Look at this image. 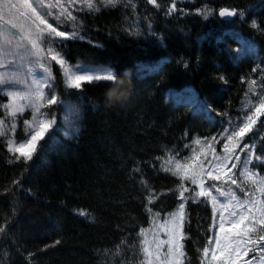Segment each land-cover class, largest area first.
I'll return each instance as SVG.
<instances>
[{
    "label": "trees",
    "instance_id": "16d2710c",
    "mask_svg": "<svg viewBox=\"0 0 264 264\" xmlns=\"http://www.w3.org/2000/svg\"><path fill=\"white\" fill-rule=\"evenodd\" d=\"M43 2L51 5L40 9L50 21L41 36L49 79L39 99L44 118L51 113L53 123L32 161L0 145V227L7 221L12 232L9 243L0 235V264H25L29 252L36 254L33 264H144L141 227L152 218L141 201L156 197L130 176L142 167L138 179L154 185L157 195L175 187L176 178L164 172L165 160L175 156L161 153L165 146L176 148L182 162L202 146L206 171L220 176H205L199 203L186 199L177 206L165 198L156 204L164 216L181 210V264H236L235 254L249 246V237L264 239V164L253 161L264 159L253 143H264V73L252 71L264 68V33L238 18L222 21L218 7L238 5L249 21L264 24V0H214L217 15L208 21L196 15L202 0H177L192 15L161 13L151 20L145 0H117L122 6L115 9L105 7V0H90L93 13L104 9L93 15H83L89 0ZM158 3L167 9L172 0ZM149 24L154 35L147 32ZM137 26L139 36L125 31ZM237 36L247 43L241 45ZM64 65L114 70L118 76L86 90L68 89ZM221 75L230 78L228 86ZM4 93L0 88V103L7 101ZM52 97L58 98L55 107L48 104ZM209 103L215 106L211 114ZM29 114L10 117L18 131L2 134L7 145L28 132ZM262 255L257 247L240 260L261 264Z\"/></svg>",
    "mask_w": 264,
    "mask_h": 264
},
{
    "label": "snow or ice",
    "instance_id": "6c2138e0",
    "mask_svg": "<svg viewBox=\"0 0 264 264\" xmlns=\"http://www.w3.org/2000/svg\"><path fill=\"white\" fill-rule=\"evenodd\" d=\"M31 2V0H30ZM113 5L114 7L112 9H115V7H121L122 5H119L117 3V0H105V7L107 5ZM152 6V7H148ZM34 8L37 10V18L40 20L41 24L47 25L50 23L49 20H46L44 18V13L40 11V9L50 8L51 5L44 4L43 0H37V3L33 5ZM239 6H219L218 7V17L223 21L227 20L229 18H232L233 20L238 18L241 23H248L250 28H252L256 32L264 33V24L259 23L256 19H251L249 21L248 17L244 15L243 12H237V8ZM108 9V10H112ZM125 10H127V7H124ZM104 9L97 8L95 10V13L91 11V3L89 0V9L83 12V15H93V14H99ZM133 10L138 11L139 7L138 5H133ZM146 14H149L146 16V19L151 20L154 16H158L159 14L163 13L166 17L167 16H175L183 14L184 16L192 15L190 11H185L183 9H179L177 6V0H172V4L167 9L165 8V5L162 3H158V0H145V9ZM75 15V13H74ZM196 15L203 16V18L208 21L215 17L217 15V6L214 4V0H202L201 6L196 9ZM59 31V29H58ZM125 31L128 32L130 35H136L139 36L141 33L139 31V26H137L136 30H132L131 27L129 29H126ZM147 32L149 34L154 35L152 32L151 25H148ZM65 37L67 38V34L65 33ZM84 39L83 35H80L77 37V35L73 36V39ZM89 42H91L89 40ZM99 46V45H95ZM54 61L58 59V57L52 58ZM63 63L64 61H60ZM264 64V61L261 62ZM185 67H188L187 62H184ZM215 71L219 72V69H215ZM252 71L264 73V68H254ZM79 74H73L68 69L66 73V85L68 89H76V90H86L85 86H97L101 83H111L112 79L117 77L118 74L114 70H109L107 74H97L96 67H93L92 70H85L80 72L78 69ZM218 79L221 80L223 86H228L229 77L228 76H218ZM17 74L16 73H0V86H2L4 89L7 90L6 96L8 98V103H0V107L3 108V112L0 113V117H3L5 120L8 119V114L10 110H12V113L16 116H19V112L23 109L16 110L14 106H16L18 103V100H24L26 97L22 94H20L17 91H12L13 89V82L16 81ZM254 83L256 81H253ZM261 84H264V75L261 76V80L259 81ZM111 95H116L117 90L113 89L110 93ZM255 99V98H254ZM58 103L57 97H52L48 104L52 107H55ZM215 106L211 105L210 103L207 105V111L211 114L213 113V108ZM49 118L44 119H37L32 121V127L30 131L28 132V135L24 138L25 142L20 143L16 142L13 145H7V142L3 140V135L0 133V145H5V148L7 151L16 154V157H19L20 160L23 161H32L33 160V153L37 149L38 142H40L43 138H45L46 133L48 132V129L52 125L53 121L50 119L51 113H49ZM260 119H264V114L261 115ZM223 130V127L221 128ZM229 130L231 131V126L229 125ZM233 136L235 135V132L231 133ZM186 137L189 140H192V133L191 130L188 129L186 132ZM255 149L257 155L264 156V143L257 144L255 141ZM194 144L200 145V141L196 140ZM191 145H186L185 149L190 148ZM217 150V148H216ZM161 153L164 151H170L173 153V156H175V159L172 157H169L167 160H165L164 172L165 174L171 173L173 177L176 179L173 181L175 184V187L168 188L167 192H162L157 195L158 189L155 188L154 185L150 183H146L143 179H138L140 177V174L142 173V167L135 168L130 176V179H136L138 181L139 188L142 189L143 192L148 193V197L155 196V199H147L145 202L144 200L141 201V206L145 210V214L152 218L151 227L148 230H144L143 227H141V230L143 231L144 235L147 234V231H151L152 229H156L160 232L161 229L164 230V232H168V225L165 221V216L163 214V209H156V204L160 203L165 198H173L176 200V205H181L185 202L186 199H188L189 203H192L193 201L196 203H199L200 200L196 199V197L202 198L205 191V185L206 179L205 176H207L208 179H219V173L217 171H211L207 172L205 165H208V162L205 159H201L205 156L206 150L201 146V150L199 152L193 151L190 158H186L183 160L181 159V153L176 149H167V146L160 149ZM254 163L257 165L264 164V159H261L260 161H256L255 157L253 158ZM144 162H141V165ZM152 164H156V160L152 161ZM257 170L259 171V167H257ZM154 171H159L158 169L154 168ZM149 185H151V191L149 190ZM22 190V189H21ZM153 214H156L153 216ZM160 220L163 223L157 224V221ZM229 227V226H225ZM224 228H221V232H224ZM0 235H2L5 238V243H9V237L12 235L11 232V225L8 224L6 221V226L0 227ZM18 243V241H17ZM57 244L60 243L59 240L56 241ZM249 246L245 247L243 251L237 250L235 254V261L236 264H247L246 261H241L240 257L242 255H246L249 253L250 249L260 248L261 250H264V239H257L255 241L251 240L249 237ZM254 245V246H253ZM11 247L12 245L9 244ZM48 247V246H45ZM159 247V245H157ZM26 250L23 249H17V252L19 254H23V252ZM149 249L146 247L144 249V255L147 256ZM8 260L12 261L11 253H6ZM35 253L29 252L28 255L25 257V264H33V261L35 259ZM216 256L214 254L213 259H215ZM231 259V257L229 258ZM146 264H151L149 259H146ZM253 264L255 262L253 261ZM261 264H264V255L261 257Z\"/></svg>",
    "mask_w": 264,
    "mask_h": 264
},
{
    "label": "rangeland",
    "instance_id": "374dc122",
    "mask_svg": "<svg viewBox=\"0 0 264 264\" xmlns=\"http://www.w3.org/2000/svg\"><path fill=\"white\" fill-rule=\"evenodd\" d=\"M36 3L37 0H31V2L30 0H0V73L17 74L13 86L17 82V92L26 98L23 101L18 100V104L14 107L16 110L23 109L19 112V116L25 114L26 111L30 112L29 118H24L28 132L32 127L33 120L44 119L38 97H40L49 79L48 69L43 63L45 55L41 46V36L49 27L48 24H41L37 18V10L33 7ZM68 69L73 74H79L78 69L82 72L93 68L64 65L65 81ZM96 70L97 74L102 75L109 71L98 68ZM0 88L5 91L4 94L6 95L7 90L2 86ZM6 103H8V98ZM19 116L14 115L10 110L7 120L0 117V133H17L18 125L13 124L14 122L10 121V117ZM18 142L23 143L25 139ZM12 143L15 144L16 142ZM181 220V210H177L175 214L165 219L168 232L165 233L163 229L160 232L152 229L147 231L146 235L142 234L143 248L149 249L147 256L144 255V264H146V259H149L151 264H181V250L180 254L178 253V236L182 229ZM162 223L157 221V224Z\"/></svg>",
    "mask_w": 264,
    "mask_h": 264
},
{
    "label": "bare ground",
    "instance_id": "6f19581e",
    "mask_svg": "<svg viewBox=\"0 0 264 264\" xmlns=\"http://www.w3.org/2000/svg\"><path fill=\"white\" fill-rule=\"evenodd\" d=\"M236 40L241 44V45H245L247 43V40L244 37H236ZM174 213L168 214L167 216H165L166 218H169L173 215ZM165 264H169V263H165Z\"/></svg>",
    "mask_w": 264,
    "mask_h": 264
},
{
    "label": "water",
    "instance_id": "95a60500",
    "mask_svg": "<svg viewBox=\"0 0 264 264\" xmlns=\"http://www.w3.org/2000/svg\"><path fill=\"white\" fill-rule=\"evenodd\" d=\"M230 19H232V18H229V19H227V20H230Z\"/></svg>",
    "mask_w": 264,
    "mask_h": 264
}]
</instances>
